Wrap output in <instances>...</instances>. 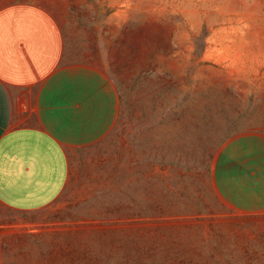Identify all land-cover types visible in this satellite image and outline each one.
Here are the masks:
<instances>
[{
    "label": "rangeland",
    "instance_id": "374dc122",
    "mask_svg": "<svg viewBox=\"0 0 264 264\" xmlns=\"http://www.w3.org/2000/svg\"><path fill=\"white\" fill-rule=\"evenodd\" d=\"M74 8L106 41L122 113L78 150L56 200L20 214L28 222L0 240V264H264V213L226 206L215 173L219 145L264 91V0Z\"/></svg>",
    "mask_w": 264,
    "mask_h": 264
},
{
    "label": "crops",
    "instance_id": "0c3cea01",
    "mask_svg": "<svg viewBox=\"0 0 264 264\" xmlns=\"http://www.w3.org/2000/svg\"><path fill=\"white\" fill-rule=\"evenodd\" d=\"M75 3L0 0V240L28 222L20 214L56 200L78 150L119 123L122 98L103 60L106 41L94 39L92 25L78 26ZM248 82L245 96L252 76ZM239 128L216 151V193L238 213L263 214L264 91Z\"/></svg>",
    "mask_w": 264,
    "mask_h": 264
}]
</instances>
